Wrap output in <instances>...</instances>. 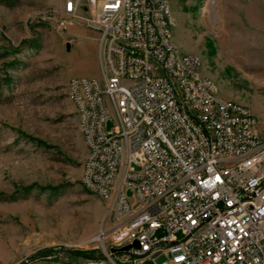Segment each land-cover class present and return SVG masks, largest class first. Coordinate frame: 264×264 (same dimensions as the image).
I'll return each mask as SVG.
<instances>
[{"label": "built area", "instance_id": "built-area-1", "mask_svg": "<svg viewBox=\"0 0 264 264\" xmlns=\"http://www.w3.org/2000/svg\"><path fill=\"white\" fill-rule=\"evenodd\" d=\"M167 4L56 0L58 24L98 33L104 79L68 89L89 146L81 182L110 202L99 239L130 264H264V137L247 107L217 104L198 55L169 46Z\"/></svg>", "mask_w": 264, "mask_h": 264}, {"label": "rangeland", "instance_id": "rangeland-1", "mask_svg": "<svg viewBox=\"0 0 264 264\" xmlns=\"http://www.w3.org/2000/svg\"><path fill=\"white\" fill-rule=\"evenodd\" d=\"M55 6L0 0V264H130L99 239L110 202L81 182L87 148L69 97L71 78L104 79L98 33L62 27ZM170 6L174 44L264 137V0Z\"/></svg>", "mask_w": 264, "mask_h": 264}, {"label": "bare ground", "instance_id": "bare-ground-1", "mask_svg": "<svg viewBox=\"0 0 264 264\" xmlns=\"http://www.w3.org/2000/svg\"><path fill=\"white\" fill-rule=\"evenodd\" d=\"M165 13H172V9L170 6V0H168V4H167V6H165ZM173 18H174V23H170V29H169V33H168L169 46H171L172 49H174V51L178 54H186L185 52L181 51L180 48L174 44L173 29L176 26V20H175L174 15H173ZM197 69H199V72H201L202 76H206V75H204V73L202 71V62H201L200 58H197ZM207 81H212V89L218 90L216 83L211 78H209L208 76H207ZM113 82H120V75H113ZM70 83H71V79L69 80V83H68L69 88H70ZM69 97H70L72 103L74 104L76 111H77V114H78V117H79V126H80L81 132L83 134V137L85 140V145L87 148V155H86V159L84 162H87V157H89V146H87V144H86V134H85V129H84V123H82V121H81V115H80L81 102H80V100L76 99V93H74V91L72 89H70V91H69ZM216 102H217V104H224L225 103V104L241 105V104H238L236 102L222 100L219 97V95H216ZM242 106H244V105H242ZM247 112L249 114H253L252 111L248 107H247ZM108 116H115V109H108ZM125 173H126V165H119L118 175H114L112 177V187H120L122 185V175H125ZM83 185L89 191V186H86L85 184H83Z\"/></svg>", "mask_w": 264, "mask_h": 264}, {"label": "water", "instance_id": "water-1", "mask_svg": "<svg viewBox=\"0 0 264 264\" xmlns=\"http://www.w3.org/2000/svg\"><path fill=\"white\" fill-rule=\"evenodd\" d=\"M67 48H68V50L70 49L69 46H67ZM134 246L138 248V247H139V244H138V243H135ZM129 249H130V246H127V247L121 249V251H127V250H129Z\"/></svg>", "mask_w": 264, "mask_h": 264}]
</instances>
